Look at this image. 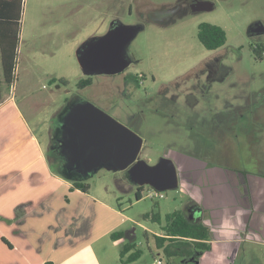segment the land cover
<instances>
[{
  "label": "rangeland",
  "instance_id": "374dc122",
  "mask_svg": "<svg viewBox=\"0 0 264 264\" xmlns=\"http://www.w3.org/2000/svg\"><path fill=\"white\" fill-rule=\"evenodd\" d=\"M180 1L24 0L17 75L6 93L14 96L51 152L61 145L60 112L74 103H90L142 138V160L155 165L163 158H184L181 168L202 170L197 177L204 179L184 177L177 189L163 192V199L150 198L153 188L142 186V199L137 200L141 186L131 181L128 171L102 164L79 181L90 185V193L106 205L103 209L75 195L71 204L52 195L31 208H16L14 219L0 217V264H27L28 258L52 255L56 234L73 229L67 223L73 217L79 232L94 225L98 233L120 224L117 231L124 238L104 236L92 245L91 253L101 263L123 264L121 250L133 242L143 254L130 264H264V50L261 58L253 50L264 48V0H202L214 8L177 13L169 23L156 20L165 21ZM113 21L143 26L127 48L134 64L122 74L93 76L92 85L80 89L79 81L87 76L77 50L105 35ZM202 23L222 27L226 45L205 49L198 39ZM255 23L262 28L251 36ZM128 76L134 79L125 82ZM54 78L68 84H53ZM213 168L228 176L217 177L220 170ZM238 172L248 178L236 179ZM224 186L228 189L223 196H245L243 189L246 195L252 190L251 209L236 208L249 207L250 199L241 196L240 204L214 205ZM192 204L201 207L197 217L212 230V250L199 251L198 259L169 260L155 242L161 225L145 215L160 214L164 225L167 215L187 212ZM7 207L0 204V213L7 214ZM29 210L31 216L18 219L21 211Z\"/></svg>",
  "mask_w": 264,
  "mask_h": 264
},
{
  "label": "crops",
  "instance_id": "0c3cea01",
  "mask_svg": "<svg viewBox=\"0 0 264 264\" xmlns=\"http://www.w3.org/2000/svg\"><path fill=\"white\" fill-rule=\"evenodd\" d=\"M3 86L2 103L0 105V204L5 202L8 207L6 210L7 214L0 213V217L9 218L7 216L10 215L13 217V215L15 216L16 208H31L33 204L42 202L52 195L55 198H57V195L63 197V200L66 198L69 204L72 202L71 197L75 195L77 197L76 200L79 199L81 202L87 199L88 203L92 202L96 206L99 205L102 209L106 207L103 202L96 199L90 193V190L83 192L73 189V182L77 178L72 174L71 169L66 167L67 156L62 151L64 129L67 126V118L70 111L76 103L60 112L61 123L63 124L61 128L63 134L59 138L61 145L54 147L53 152H51L52 147L41 141L39 134L36 133L35 128L29 122L24 111L19 107L14 96L6 93L9 87L6 85L7 88L5 89ZM60 113L58 112V114ZM40 121L41 118L37 119V122ZM223 175L228 176L225 173ZM251 178L260 182L259 177L252 176ZM227 189L228 187L224 186L221 191L224 192ZM237 198L238 196L236 195L226 194V196H223L220 193L218 201H215L214 205L220 207L219 202L228 201H231L232 204H239ZM243 204L247 205L245 202ZM250 204L252 205L253 202ZM251 207L246 206L243 208L240 205L236 206V208L242 210H249ZM30 211H21L22 215L18 216V219L31 216L29 214ZM74 216H76V213ZM73 218H69L67 221L68 224L74 226L73 229L66 232V234H60L59 230L56 234L55 240L57 239V243L51 250L53 252L52 255L41 259L34 258V261L28 258L27 264H45L48 261H52L54 264H106L105 262L101 263L96 260L91 253L92 245H96L100 241V237L110 236L112 239V233L117 231L120 224L100 229L98 233H94V225L86 231L79 232L75 221L72 220ZM76 219H78V222H82V219H79L77 216ZM14 224L11 223V227ZM22 227L24 228L25 226ZM20 231L23 235L24 231ZM90 235L94 237L91 238L89 237ZM5 239L11 245H8L10 250H15V245H12L7 238Z\"/></svg>",
  "mask_w": 264,
  "mask_h": 264
},
{
  "label": "water",
  "instance_id": "95a60500",
  "mask_svg": "<svg viewBox=\"0 0 264 264\" xmlns=\"http://www.w3.org/2000/svg\"><path fill=\"white\" fill-rule=\"evenodd\" d=\"M213 8L212 2H200L193 7V11ZM260 28L262 25L255 23L250 33H258ZM141 30L143 26H127L113 21L105 35L83 43L77 50V58L85 75L122 73L132 63L127 48ZM63 142L66 167L71 169L77 180L93 168L106 164L111 165L110 169L127 170L131 181L141 187L147 185L164 192L177 189L180 185L174 160L163 158L150 165L148 161L139 159L142 138L90 103H77L72 107ZM191 211L197 216L202 209L196 205Z\"/></svg>",
  "mask_w": 264,
  "mask_h": 264
},
{
  "label": "trees",
  "instance_id": "16d2710c",
  "mask_svg": "<svg viewBox=\"0 0 264 264\" xmlns=\"http://www.w3.org/2000/svg\"><path fill=\"white\" fill-rule=\"evenodd\" d=\"M23 12L24 0H0V105L2 103L3 84L5 83L8 87H11L16 80ZM198 39L205 49L209 51L218 50L226 45L227 33L218 25L202 23L198 28ZM253 50L258 58H261L264 48L258 46ZM51 83L68 84L65 79L57 78L52 79ZM92 83V76H87L79 81L78 87L84 89L92 85ZM239 175L247 179L246 172H240ZM73 189L88 192L90 185L76 180L73 182ZM142 189L140 187L136 194L137 200L142 199ZM145 218L161 225L162 234L155 235V242L158 249L162 250L169 260L175 258H182L188 261L198 259L197 253L199 251L212 250L211 228L200 219H191L184 211H176L167 215L164 225L158 213L146 214ZM124 236L125 234L122 231H116L111 235L114 241L120 240ZM3 240L8 244L5 238ZM142 254L141 250L136 249L135 243L128 242L121 250L120 260L123 264L134 263L141 258ZM45 264L54 263L48 261ZM176 264L184 263L179 262Z\"/></svg>",
  "mask_w": 264,
  "mask_h": 264
},
{
  "label": "flooded vegetation",
  "instance_id": "af4514ba",
  "mask_svg": "<svg viewBox=\"0 0 264 264\" xmlns=\"http://www.w3.org/2000/svg\"><path fill=\"white\" fill-rule=\"evenodd\" d=\"M200 2H204V1H202V0H182V1H180L176 6H175V8H173V10H171V13L169 14V16H168V18H166V20L164 21L163 19H161V18H158V19H156V20H160V22L161 23H169V22H171L172 21V19H173V17L175 16V14H177V13H187V12H189V11H191V12H193L194 13V11H193V7H196L197 6V4L198 3H200ZM257 33L256 32H251V36H254V35H256ZM212 51H215V50H212ZM132 64H134V61L132 60V63L126 68V69H128ZM125 69V70H126ZM124 70V71H125ZM123 71V72H124ZM122 72V73H123ZM122 73H119V74H122ZM117 75V74H116ZM110 76H114V75H110ZM129 79V81H132L134 78H133V76L131 77V76H128V77H126L124 80H125V82L127 81ZM141 153V152H140ZM139 159H141V157H140V154H139ZM180 160V162H181V160H184V158H180L179 159ZM180 162H175L176 163V165H177V168H178V174H179V182L180 181H182V179L184 178V177H188V179L190 180V177H193L192 175H194L195 176V181H197L198 180V182L199 181H201L202 179H204V177H203V175H199V177H197V174L198 173H200V171H202V170H200V171H197V170H195V167H190L189 169H187L186 167H185V169H182L181 168V163ZM214 169V171H216V170H220V171H216L217 173H216V176L218 177V176H221V175H223V172H225V171H223V170H221V169H219V168H213ZM183 171V172H182ZM184 171H186L187 172V176H184V174H186ZM204 172V171H203ZM226 173H229V172H226ZM233 174V173H232ZM215 176V177H216ZM237 177H236V179L238 178V180H241V181H245L246 179L244 178V176H242V175H236ZM255 177V176H254ZM247 178H248V176H247ZM193 180V179H192ZM208 180V179H207ZM210 181H213V179L210 177ZM256 181V180H255ZM232 182V181H231ZM231 182H228L227 183V185L228 186H230V183ZM248 182L249 183H251L252 184V186H253V188H255L254 187V185H253V182L251 181V180H249L248 179ZM250 192L251 193H247V194H249V195H246V193H245V191H244V189L242 190V193L245 195V196H242V195H240L241 197H248L249 199H250V203H252L253 202V200H252V197L251 196H253V191L252 190H250ZM221 194L223 193L222 191L220 192ZM219 193V194H220ZM256 193V192H255ZM228 195H230L229 193H228ZM233 195H234V193H233ZM236 196H238L239 197V195H236ZM238 199V198H237ZM251 200H252V202H251ZM258 200V199H257ZM257 200H256V202H257ZM238 201V200H237ZM237 201H235V202H237ZM254 201H255V199H254ZM241 202V204H242V201H240ZM239 203V202H238ZM236 204V203H235ZM240 204V203H239ZM197 204H192V205H189L188 206V209H187V215H189V217L191 218V219H198V217L191 211V209L193 208V207H195ZM249 206H252L251 204H249Z\"/></svg>",
  "mask_w": 264,
  "mask_h": 264
},
{
  "label": "built area",
  "instance_id": "2783aa9c",
  "mask_svg": "<svg viewBox=\"0 0 264 264\" xmlns=\"http://www.w3.org/2000/svg\"><path fill=\"white\" fill-rule=\"evenodd\" d=\"M150 198H160L163 199L165 198V195L163 194V192L157 191L154 188L152 189V191L149 194Z\"/></svg>",
  "mask_w": 264,
  "mask_h": 264
}]
</instances>
